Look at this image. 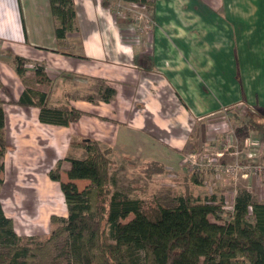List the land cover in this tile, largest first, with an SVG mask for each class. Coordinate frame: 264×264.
<instances>
[{
	"label": "rangeland",
	"instance_id": "1",
	"mask_svg": "<svg viewBox=\"0 0 264 264\" xmlns=\"http://www.w3.org/2000/svg\"><path fill=\"white\" fill-rule=\"evenodd\" d=\"M73 3L78 12L74 28L60 40L55 37L52 43L48 34L54 18L50 10L51 18L45 15L48 0H39V3L0 0V103L7 116L3 129L5 168L0 201L17 234L44 239L57 227L51 223V216L64 217L49 213L45 223L39 220L41 224H35L33 203L38 192L30 188L36 186L35 180L54 171L61 180H67V158L85 157L87 141L95 140L102 148H112L107 141L113 130L103 120L109 115V104L103 95L110 85L108 78L124 75H132L131 82L137 75V92L133 91L134 83L126 82L132 86L131 93L147 95L142 98L144 102L139 97L132 98V113L140 121L147 113L145 132L154 137L143 139L133 133L128 145L116 144L115 150L111 149L107 175L115 184H109L108 189L116 188L129 197L143 199L146 209L178 195L192 198L216 195L221 202L218 214L221 221L229 218L239 188L249 190L254 198L264 201L263 115L237 105L206 117L188 119L182 116L179 101L167 94L171 91L166 83L158 80L160 73L151 70L148 64L155 44L158 57L164 56V69L174 64L180 76L190 73V45L178 43L180 40L173 36H167L170 42L163 38L153 40L152 35L158 26L162 28L159 21L178 24L179 20L184 34L181 38L186 39L188 33L190 37H197L196 17L213 15L207 3L204 0H73ZM234 4L240 9L264 12V0H233L221 5L212 0L211 7L221 12L235 9ZM19 6H22L28 39L37 42L41 38L49 45L33 46L24 40ZM154 12L157 20H153ZM34 25L37 28L33 29ZM204 40L207 39L199 38V42ZM212 55L219 63L223 60L219 51ZM141 58L147 60L148 67L143 74H137L135 65L140 66ZM17 62L24 71L22 76L16 72ZM197 79L202 86L200 74ZM25 88L44 92L49 106L67 104L69 98L75 97L93 104L85 110L78 108L83 111L81 119L72 122L69 128L43 124L37 120L36 98L31 105L18 103L19 94ZM151 105H155L154 109ZM145 107L155 112L156 115L152 113L154 122ZM132 124L136 126L137 120ZM135 148H138L135 156L128 153ZM159 156L162 160L157 159ZM74 182L79 189L88 183L84 179ZM62 201L67 216L64 198ZM53 208L50 206L52 212Z\"/></svg>",
	"mask_w": 264,
	"mask_h": 264
},
{
	"label": "trees",
	"instance_id": "2",
	"mask_svg": "<svg viewBox=\"0 0 264 264\" xmlns=\"http://www.w3.org/2000/svg\"><path fill=\"white\" fill-rule=\"evenodd\" d=\"M48 4L54 36L60 40L74 28L75 6L73 0H48ZM20 21L26 37L21 11ZM16 72L20 76L24 72L19 62ZM104 90L103 98L109 100L115 90L111 86ZM33 98L38 120L45 124L67 126L83 113L68 103L49 106L44 92L29 88L19 94L18 103L31 105ZM5 126L0 103V186ZM84 148L85 157L67 158V180L55 171L48 174L59 183L67 216H51L57 227L46 238L18 235L0 201V264H264V201L249 190L237 189L225 221L219 219L221 202L216 195H178L146 209L143 199L107 188L115 184L107 175L111 149L95 140ZM75 179L88 183L79 189Z\"/></svg>",
	"mask_w": 264,
	"mask_h": 264
},
{
	"label": "crops",
	"instance_id": "3",
	"mask_svg": "<svg viewBox=\"0 0 264 264\" xmlns=\"http://www.w3.org/2000/svg\"><path fill=\"white\" fill-rule=\"evenodd\" d=\"M34 1L39 3V0ZM204 1L208 5L210 14L213 15H199L196 17L195 22L199 32H197V37H190V33H188L186 39L181 38L184 34L182 32L183 27L179 20L177 22L178 24H175L172 21H169L168 23L159 21L162 28L158 26L159 29L153 32L152 35L153 40L156 38H163L166 42H170L167 39V36H173L180 40L178 43L185 44V46L190 45V73L185 77L180 76L178 69L177 67H174V64H171L167 69H164V56L161 58L158 57V48L155 47V44L154 55L147 59L149 61V66H151L150 69L160 73L158 80L160 79L166 83L171 91V93L167 94L169 97H174L179 101L184 112L182 113V116H186L188 119L190 117L199 119L219 112L225 108L237 105L255 109L264 117V12L259 13L258 10L254 8L250 10L240 9L236 4H234L236 8L233 10H229L228 8V11L215 12L211 7L212 0ZM216 1L219 2L220 5L222 3L233 2V0ZM245 1L248 2L252 0ZM228 5L229 4H226V6ZM224 6L225 4H223V8ZM19 10L21 11L23 18L22 6H19ZM48 13L49 8L45 15L50 19L51 16L50 13ZM76 14H78V12ZM157 18L158 17L155 18L154 12L153 20H157ZM77 20L79 19L77 18ZM41 25L42 24L39 26ZM35 28L37 27L34 25L33 29ZM24 29L26 35L24 40L29 44L33 46H44L47 44L43 42V40H40L41 38H38L37 42L36 40H29L25 25ZM51 29L48 37L52 43H55L54 25L52 24ZM39 33H41V31H39ZM203 37L207 40L199 42V38ZM215 51L221 52L223 60L220 63L214 60L215 55H212V53ZM147 60L141 58L139 61L141 62L139 63L140 66L135 65L137 68V74H143V72H145V68L148 67V65H145ZM199 74L204 83L202 86L198 83L197 77ZM127 77L128 75H124V77L121 78L112 77L108 78L107 81L110 84L108 86L113 87L115 90L111 98L107 100V104H109V115L107 114V117L103 119L113 130L110 139L107 141L108 145L112 146V151L115 150L114 146L116 144H121V146L128 145L133 133L143 139H149L148 136L154 137L152 134L145 132V118L148 116L147 113L144 114L141 121L139 120V116L136 117L134 113H132V110L134 109V106L133 108L131 106L132 98L139 97L142 99L143 97H147V95L146 93H131L132 86L133 91L137 92L135 90L137 87V85L135 86V83L138 78L135 74L134 81L131 82L129 79L133 76L129 75L128 80L125 81ZM126 82L134 84L131 86ZM126 87H128V91H126ZM162 96L163 95L160 97ZM141 101H143V99ZM68 102V104L83 110L93 104L92 102L90 103V101L86 102L81 99L79 100L78 97L69 98ZM77 102L79 103V106L77 105ZM151 106L154 109L155 105ZM144 110L149 111V115L151 114L150 119L154 122V115H152V113L155 114V112L147 107H145ZM136 120L137 125L134 126L132 122ZM70 126L71 124L64 127L69 128ZM137 151L138 148H135L128 153L135 156ZM167 154L170 158H173L171 153ZM157 159L162 160V157L159 156ZM157 159L145 158V160ZM69 166L70 163H68L67 169ZM47 177L46 175H43L39 180H35L36 186L33 185L30 187L35 189L43 198V200L39 198L37 193V197L35 196L34 199L33 206L35 213L32 216L37 219L35 221L36 225L41 224L40 221L45 223L48 215L54 212L61 214V216H66V213H64L65 210L59 183H57L58 181L56 180H52L48 174ZM46 197H49V200H45ZM50 200L52 203L49 202ZM52 205L55 208V211L53 212L50 210V206Z\"/></svg>",
	"mask_w": 264,
	"mask_h": 264
}]
</instances>
